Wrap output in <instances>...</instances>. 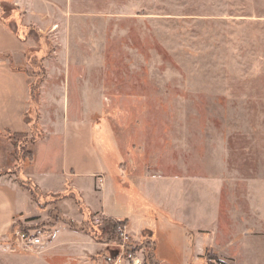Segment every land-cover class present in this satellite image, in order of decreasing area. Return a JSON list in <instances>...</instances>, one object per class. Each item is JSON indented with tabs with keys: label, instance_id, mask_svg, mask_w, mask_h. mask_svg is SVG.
Here are the masks:
<instances>
[{
	"label": "rangeland",
	"instance_id": "obj_1",
	"mask_svg": "<svg viewBox=\"0 0 264 264\" xmlns=\"http://www.w3.org/2000/svg\"><path fill=\"white\" fill-rule=\"evenodd\" d=\"M0 3V174L42 187L0 264H264V0Z\"/></svg>",
	"mask_w": 264,
	"mask_h": 264
},
{
	"label": "crops",
	"instance_id": "obj_2",
	"mask_svg": "<svg viewBox=\"0 0 264 264\" xmlns=\"http://www.w3.org/2000/svg\"><path fill=\"white\" fill-rule=\"evenodd\" d=\"M10 22L11 24L12 22L17 23L14 19L11 20ZM9 27L15 34L18 33L19 31L18 25L17 27L12 28V26H10V23H9ZM8 31L10 30H6L7 33L5 32V34L6 36H9L11 38V35L13 34H10V33H12V31L10 32ZM0 34H3L1 27H0ZM11 40H12L11 45H6V46L4 45L0 47V87L1 85L5 86V91L0 92L1 101L4 102V104L0 106V112L2 111L3 113H5L6 111L9 112L7 108L8 101L12 99V96L13 94H15L16 89L18 88L21 93V90L23 87H25L24 86L25 84L26 91L28 94V87H29L28 77L24 76L21 70L19 71V70L12 69L9 66L14 63L16 65L22 64V61L18 62L19 57L17 56L18 54L22 55V53H23V59H24L23 61L26 63L25 60L27 58V53L25 52L24 48L27 47L26 46L27 40H22L21 38H17L18 45H19V42L21 41L24 48L15 47L16 41L13 40V36ZM29 98H30V94L28 95V102H29ZM25 115L26 113H23L21 114V116H19V118L16 120V123L13 125L14 127L13 126L11 128L6 127L5 129L8 130L9 132L13 131L12 128H15V130L25 129V131H18V132L27 133L28 130L30 129V126L27 123L28 120H26L27 116ZM22 122H25V127L23 126L24 123ZM0 135H1L0 137L2 138L6 137L2 134ZM10 136L11 135L8 134L6 138ZM12 152L10 150L7 151L6 157L9 155V158H10V154H12ZM73 173H75V171H73ZM96 174H99V173L94 172L93 176ZM15 175L16 174H13L14 176L13 177L8 172L0 174V237L10 232V229L13 228V225H14V222L17 216H21V217L24 216V218L28 219V218L39 217L41 213L39 210H37L38 204L32 201L29 191L26 190L21 185L20 183L21 180H15V178H17ZM104 182H105V178H104ZM37 185L41 187L40 186L41 184L39 182H37ZM34 205H36L37 207ZM118 216L120 219H123L124 217L126 218V216L122 214H118Z\"/></svg>",
	"mask_w": 264,
	"mask_h": 264
},
{
	"label": "trees",
	"instance_id": "obj_3",
	"mask_svg": "<svg viewBox=\"0 0 264 264\" xmlns=\"http://www.w3.org/2000/svg\"><path fill=\"white\" fill-rule=\"evenodd\" d=\"M0 6H1V3H0ZM1 18H5L6 20H7V18L6 17H1ZM11 23V22H10ZM29 35L28 34H26L25 35V38H24V40H27V37H28ZM9 134L10 135H15V136H24L26 133L25 132H9ZM14 155V152H12V156ZM29 155H32L33 156V158H34V154L30 151L29 152ZM31 182V180H23V181H21L20 183H21V185L26 189V190H28L29 192H30V194H31V196H32V199H34V196L35 195H37V189L39 190L40 188H39V186L37 185V184H35V183H33L32 182V184L30 183ZM35 218V217H34ZM31 218H28L27 220H30ZM68 220H70L69 222H70V225H71V227L73 228V229H76L77 228V225H76V223H74V221L75 220H73V219H68ZM121 222V224H123V221H115V222H112L113 223V225H112V227H113V229L115 230V229H118V227H119V223ZM22 231H24V232H26L24 229H21ZM155 247V246H154ZM157 264H162L161 262H159V261H157L156 262Z\"/></svg>",
	"mask_w": 264,
	"mask_h": 264
},
{
	"label": "built area",
	"instance_id": "obj_4",
	"mask_svg": "<svg viewBox=\"0 0 264 264\" xmlns=\"http://www.w3.org/2000/svg\"><path fill=\"white\" fill-rule=\"evenodd\" d=\"M119 232L126 237V231L125 228L119 227ZM16 237V239L22 243L25 247L26 246H40L42 245L43 241L40 236H36L33 234H30L28 232H24L21 229L17 228L12 233Z\"/></svg>",
	"mask_w": 264,
	"mask_h": 264
}]
</instances>
